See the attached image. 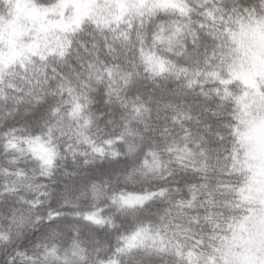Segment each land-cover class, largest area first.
I'll list each match as a JSON object with an SVG mask.
<instances>
[{
	"label": "snow or ice",
	"instance_id": "snow-or-ice-1",
	"mask_svg": "<svg viewBox=\"0 0 264 264\" xmlns=\"http://www.w3.org/2000/svg\"><path fill=\"white\" fill-rule=\"evenodd\" d=\"M264 264V0H0V264Z\"/></svg>",
	"mask_w": 264,
	"mask_h": 264
},
{
	"label": "clouds",
	"instance_id": "clouds-1",
	"mask_svg": "<svg viewBox=\"0 0 264 264\" xmlns=\"http://www.w3.org/2000/svg\"><path fill=\"white\" fill-rule=\"evenodd\" d=\"M242 2L249 5H255L257 0H242ZM145 264H147V262H145Z\"/></svg>",
	"mask_w": 264,
	"mask_h": 264
}]
</instances>
